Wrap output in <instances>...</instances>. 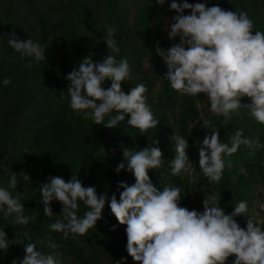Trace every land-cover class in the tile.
Returning a JSON list of instances; mask_svg holds the SVG:
<instances>
[{
  "label": "trees",
  "instance_id": "1",
  "mask_svg": "<svg viewBox=\"0 0 264 264\" xmlns=\"http://www.w3.org/2000/svg\"><path fill=\"white\" fill-rule=\"evenodd\" d=\"M167 2L169 7L171 0ZM165 4L158 0H0V184L9 186L13 172L28 173L27 179L21 178L17 188L10 190L14 196L19 194L25 214L33 217L25 226L16 223L15 214L5 217L0 213V227H5L10 238L19 234L25 243L29 238L39 240L38 250L55 254L64 264H141L127 251V225L112 212L110 200L97 225L83 235L64 238L62 232L49 228L57 217H63V204L53 201L56 214L46 216L39 187L52 175H62L66 180L79 175L85 186H95L98 193L107 191L109 197L116 193L119 198L118 189L123 190L119 182L131 185L137 180L127 168L116 172L125 159V149L153 146L157 140L166 159L159 170L149 169V175L158 187L181 186L185 194L181 204L201 211L207 192L222 197L221 206L229 212L246 200L249 211L235 217L238 223L246 229L249 216L264 223V207L260 205L264 202V149L257 144L264 142V123L243 107L234 110L225 123L222 115L211 111L206 94H181L161 76L167 68L156 52L157 43L168 48L180 39L168 37L164 25L174 15L166 13ZM208 4L245 10L254 21L253 34L256 29L264 30V0H208ZM185 11L188 14L191 10ZM109 26L115 30L114 39L120 48L115 55L118 59L126 57L131 67L132 79L122 82L124 90L130 92L136 84L145 83L148 103L160 120L157 127L146 132L127 123L131 114L117 127H109L95 124L71 107L67 74L89 54L94 61H101L110 53L105 41ZM12 31L44 45L47 61L22 57L15 51L5 36ZM5 77H11L12 83L3 85ZM111 84L108 79L104 86ZM242 102H250V97H243ZM205 119L210 129L204 126ZM216 129L224 142L231 143L237 129L252 142L225 156L226 166L218 182L211 181L200 168L196 145L197 139L202 141ZM175 131L189 138L194 162L188 175L171 172V159L176 155L171 137ZM87 210L81 201L78 214L83 216ZM49 240L59 247H50ZM24 255V244H14L0 250V264H12L13 259ZM235 255L226 264H232ZM123 257H127L126 262Z\"/></svg>",
  "mask_w": 264,
  "mask_h": 264
},
{
  "label": "clouds",
  "instance_id": "2",
  "mask_svg": "<svg viewBox=\"0 0 264 264\" xmlns=\"http://www.w3.org/2000/svg\"><path fill=\"white\" fill-rule=\"evenodd\" d=\"M158 2L163 5L167 0ZM169 7L176 14L167 19L165 30L170 40L180 39L168 48L157 43L156 52L163 57L167 68L161 76L181 94H206L211 111L222 115L225 123L241 107L264 123V30L256 29L253 34L254 21L247 11L224 9L219 4L209 6L208 0L195 3L171 0ZM188 9L191 11L186 14ZM114 32L109 26L105 41L110 53L104 59L94 61L89 54L67 74L70 104L77 114L109 127H117L131 114L127 123L143 133L157 127L160 120L148 103L145 83L136 84L130 92L124 90L122 82L132 79L131 67L126 57L118 59L115 55L120 48ZM5 36L22 57L47 61L46 48L38 40L30 36L23 39L15 31ZM108 79L112 84L105 87ZM2 83L7 86L12 78L5 77ZM245 96L250 97V102H242ZM113 111L116 114L110 115ZM203 124L210 129L208 120H203ZM171 139L176 152L171 159V172L188 175L194 162L189 153V138L175 131ZM159 143L157 140L153 146L125 149V159L119 162L116 172L127 168L137 180L131 185L120 181L123 190L118 189L119 198L116 193L109 197L107 191L98 193L95 186H85L79 175H73L70 180L52 175L48 182H41L40 201L46 216L56 214L53 201L63 204V217H57L49 228L62 232L64 238L83 235L103 218L110 200L112 212L127 225V251L141 264H226L233 254L236 255L232 264H264V223L248 215L245 229L235 219L241 213H248L246 200L229 212L221 206L222 197L207 192L202 211L189 209L181 204L185 196L181 186L165 185L161 189L153 182L149 169L159 170L166 159ZM251 143L243 137L241 129L232 135L231 143L221 140L218 129L210 130L202 141L196 140L199 166L211 181L218 182L226 166L225 156L236 153L241 144ZM257 144L264 149V142ZM28 176L13 172L9 186L0 184V213L5 217L15 214L16 223L25 226L33 217L25 214V204L10 188H17L20 179ZM81 201L88 206L83 216L78 214ZM48 243L52 248L59 247L56 241ZM14 244H24L25 255L13 259L12 264H64L55 254L38 250L39 240L29 238L25 243L23 235L10 238L5 227H0V250ZM122 260L126 262L127 257Z\"/></svg>",
  "mask_w": 264,
  "mask_h": 264
},
{
  "label": "rangeland",
  "instance_id": "3",
  "mask_svg": "<svg viewBox=\"0 0 264 264\" xmlns=\"http://www.w3.org/2000/svg\"><path fill=\"white\" fill-rule=\"evenodd\" d=\"M131 1H132V0H130V3H131ZM168 4H169V2H167V3L164 5L165 7H163V9L166 11V13H167L168 15H175V14H176L175 11L170 10V8L168 7ZM262 12L264 13V7H262ZM260 205H261V207H264V202L261 203ZM255 212H257V209H255Z\"/></svg>",
  "mask_w": 264,
  "mask_h": 264
}]
</instances>
